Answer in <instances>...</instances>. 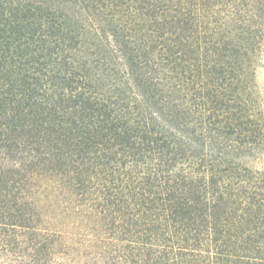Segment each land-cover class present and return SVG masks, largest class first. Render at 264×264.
Here are the masks:
<instances>
[{
	"label": "trees",
	"instance_id": "trees-1",
	"mask_svg": "<svg viewBox=\"0 0 264 264\" xmlns=\"http://www.w3.org/2000/svg\"><path fill=\"white\" fill-rule=\"evenodd\" d=\"M264 0H0V264H264Z\"/></svg>",
	"mask_w": 264,
	"mask_h": 264
},
{
	"label": "rangeland",
	"instance_id": "rangeland-1",
	"mask_svg": "<svg viewBox=\"0 0 264 264\" xmlns=\"http://www.w3.org/2000/svg\"><path fill=\"white\" fill-rule=\"evenodd\" d=\"M257 82L260 89V92L264 98V52L260 57L259 68L257 70Z\"/></svg>",
	"mask_w": 264,
	"mask_h": 264
}]
</instances>
